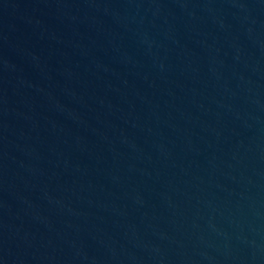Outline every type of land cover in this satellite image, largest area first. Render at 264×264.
<instances>
[{
  "label": "water",
  "instance_id": "1",
  "mask_svg": "<svg viewBox=\"0 0 264 264\" xmlns=\"http://www.w3.org/2000/svg\"><path fill=\"white\" fill-rule=\"evenodd\" d=\"M0 264H264V0H0Z\"/></svg>",
  "mask_w": 264,
  "mask_h": 264
}]
</instances>
